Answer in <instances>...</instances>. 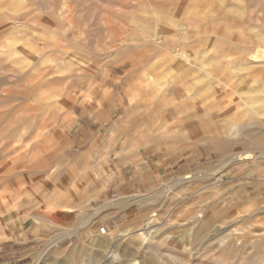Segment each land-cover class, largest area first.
<instances>
[{"label":"rangeland","instance_id":"obj_1","mask_svg":"<svg viewBox=\"0 0 264 264\" xmlns=\"http://www.w3.org/2000/svg\"><path fill=\"white\" fill-rule=\"evenodd\" d=\"M262 52L264 0H0V264H264Z\"/></svg>","mask_w":264,"mask_h":264},{"label":"bare ground","instance_id":"obj_2","mask_svg":"<svg viewBox=\"0 0 264 264\" xmlns=\"http://www.w3.org/2000/svg\"><path fill=\"white\" fill-rule=\"evenodd\" d=\"M262 51H263V50H262ZM262 53L264 54V52H262ZM249 54H251V53H249ZM252 54H253V53H252ZM255 54H256V53H255ZM259 54H260V53H259ZM263 54H262V55H263ZM182 57L185 58V59H187V57H186L185 55H183V54H182ZM256 57H257V56H256ZM251 60H252V59H251ZM254 103H255V102H254ZM246 104H247V103H246ZM248 105L250 106L248 110H250V111H252V112L256 110V109L254 108V106H252L251 102L248 101ZM262 110H263V109H262ZM257 113H258V112H257ZM258 114H259V113H258ZM245 131H246V130H245ZM250 134H251V135L262 134V135L264 136V133H263L262 131H260V132H259V131H258V132H251ZM263 139H264V138H263ZM260 146H262V145H260ZM248 155H249L248 153H242V154H240V155H237V157L235 158V160H244V159H248V158H249ZM250 156H251V155H250ZM151 220H152V219H151ZM149 223H150V222H149ZM149 223H148V224H149ZM141 229H142V228H141ZM143 233H144V235H145V239L148 238L147 235H146V232H143ZM200 235H201V233H200ZM141 236H142V235H141ZM202 247H203V246H202ZM110 252H111V251H109V250L106 252V255H105V256H106L107 258L110 256ZM158 258H159V257H158Z\"/></svg>","mask_w":264,"mask_h":264}]
</instances>
